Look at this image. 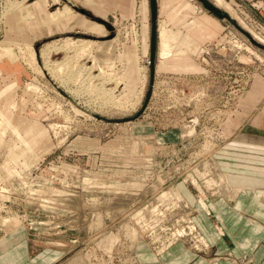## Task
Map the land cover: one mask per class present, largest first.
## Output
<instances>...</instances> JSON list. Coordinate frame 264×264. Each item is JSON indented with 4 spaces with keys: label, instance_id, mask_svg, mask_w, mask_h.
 Here are the masks:
<instances>
[{
    "label": "rangeland",
    "instance_id": "1",
    "mask_svg": "<svg viewBox=\"0 0 264 264\" xmlns=\"http://www.w3.org/2000/svg\"><path fill=\"white\" fill-rule=\"evenodd\" d=\"M211 1L264 45V0H226L235 12ZM157 3L154 85L138 114L150 80L149 0H0V50L13 51L0 62V112L30 146L9 127L0 139V259L231 256L202 220H216L215 199L236 195L226 190L236 164L264 159V49L198 0ZM58 10L67 12L50 17ZM161 22L189 32L196 48L182 36L164 59Z\"/></svg>",
    "mask_w": 264,
    "mask_h": 264
},
{
    "label": "crops",
    "instance_id": "2",
    "mask_svg": "<svg viewBox=\"0 0 264 264\" xmlns=\"http://www.w3.org/2000/svg\"><path fill=\"white\" fill-rule=\"evenodd\" d=\"M187 34L193 37L189 32ZM5 89L0 91L1 96ZM259 142L264 144V141ZM248 166L253 182L250 186L257 188L242 189L232 200L215 199L211 204L216 220L207 217L202 220V228H209L208 236L217 244L218 252L231 253L230 257H222L216 264H264V159L250 157L241 160L233 172L236 175L228 176L234 178L232 183L242 185L245 182L242 177L248 175L241 171ZM0 260V264H10Z\"/></svg>",
    "mask_w": 264,
    "mask_h": 264
},
{
    "label": "bare ground",
    "instance_id": "3",
    "mask_svg": "<svg viewBox=\"0 0 264 264\" xmlns=\"http://www.w3.org/2000/svg\"><path fill=\"white\" fill-rule=\"evenodd\" d=\"M215 2L217 3V4H219V5H221V6H225V7H227L229 10H231L232 12H235L234 10H233V8L231 7V4H229L226 0H215ZM68 8H65V10H67ZM65 10H58L57 11V13L56 12H53V13H51V16L50 17H55V16H59V15H62L63 13H64V11ZM65 12H67V11H65ZM160 30H161V34H160V39H161V41H160V54H161V56L165 59V58H168V57H170V56H172L173 54H176L177 52H179L178 50H176L175 52H173L174 51V47H175V42L177 41V40H179V39H181V37L182 36H184V38L185 39H189L188 41H190V38L188 37V36H190V35H188V34H183L182 33V30L181 29H173V28H169L167 25H165V23L164 22H161V28H160ZM191 37V36H190ZM77 39V38H76ZM191 39L193 40L192 41V46H191V48L193 47V48H196V46L194 45L195 43H196V41H195V39L193 38V37H191ZM81 40V39H80ZM54 41V40H53ZM66 41V43L68 44V43H70V45H71V39L70 40H65ZM64 41V42H65ZM73 41V40H72ZM76 41V40H75ZM82 41V44L81 45H83V44H92L93 43V41L92 40H81ZM195 41V42H194ZM57 42H58V40H57ZM63 42V43H64ZM78 42V41H77ZM65 43V44H66ZM72 43H75V42H72ZM62 44V43H61ZM60 44V45H61ZM67 44H66V46H67ZM76 44V43H75ZM87 44V45H88ZM63 45V44H62ZM61 45V46H62ZM86 45V46H87ZM52 46H54V45H52ZM84 46V45H83ZM1 47V46H0ZM28 47V46H27ZM90 47V46H89ZM4 48V47H3ZM2 48V49H3ZM11 48V47H10ZM10 48H4L3 50H0L1 52H0V62L2 61V59L4 58V57H7V58H12V50L10 49ZM31 48V47H30ZM82 48V47H81ZM88 48V47H87ZM1 49V48H0ZM28 49H29V47H28ZM83 49H85V48H83ZM82 50V49H81ZM180 51H184V49L182 48V49H180ZM23 52V51H22ZM43 53H45V48L43 49V51H42ZM17 53V52H16ZM47 53V52H46ZM46 57V56H45ZM98 58V57H97ZM36 59V58H35ZM31 61H32V58H31ZM54 69H55V67H53ZM79 69V68H78ZM56 70V69H55ZM58 71H59V69H58ZM106 71V70H105ZM52 72V71H51ZM57 72V71H56ZM73 72H75V71H73ZM77 73V72H76ZM68 74V73H67ZM0 75H1V69H0ZM77 75V74H76ZM75 79V78H74ZM78 80V79H77ZM78 82V81H77ZM80 83V82H79ZM82 84V83H81ZM79 85V84H78ZM80 86V85H79ZM78 87V86H77ZM102 88V87H101ZM100 92H101V90H100ZM92 93V92H91ZM113 96V95H112ZM95 97V96H94ZM103 100V99H102ZM107 100V99H106ZM0 124H1V129H2V132L0 133V139H2V137H3V134L5 133V130L9 127V128H11L12 129V131L15 133H17L18 134V136H19V139H20V141H22L23 143H24V145L23 146H25V148H27V149H29L30 148V146H29V144H28V142L27 141H25L24 140V138L21 136V134L18 132L19 130L17 129V128H15L14 126H12L11 125V122H10V120L7 118V116L5 115V114H2L1 112H0ZM21 143V142H20ZM22 143V144H23ZM18 146V145H17ZM22 151H23V149H21ZM25 151H28V150H25ZM25 151H23V153L25 152ZM13 152V151H12ZM15 152V151H14ZM17 154V153H16ZM15 155V153H13V155L11 156V158L13 157ZM10 158V159H11ZM15 158H16V156H15ZM8 159V158H7ZM12 159H14V157L12 158ZM15 161V160H14ZM6 162V161H5ZM9 163H11V162H9ZM5 165H6V163H5ZM200 167H202V164L198 167V168H200ZM248 169V168H247ZM221 177V176H220ZM225 177H226V174H225ZM251 177H249V175L248 176H244V177H242V179H243V181H245V182H243V184H242V186L241 185H236L235 187H237L238 188V190L237 189H235V187H233V183L232 182H230L229 184L231 185H229V184H226V186H227V188H226V190L227 189H229V190H231L232 191V193L234 194H236L237 195V193L239 192V190H241V189H243V187H245V186H247V187H251L250 185H252L253 184V182L251 181V179H250ZM215 182H218L219 181V178L217 177V178H215V180H214ZM221 187V186H220ZM183 188V187H182ZM222 188V187H221ZM257 187H254V188H252V189H256ZM246 189H249V188H246ZM222 190H225V188H223ZM4 191V190H3ZM221 191V190H220ZM167 194H169V193H167ZM163 196V195H162ZM164 197V196H163ZM16 218V217H15ZM8 219V218H7ZM18 219V218H17ZM10 220V219H9ZM5 221V220H4ZM8 221V220H7ZM9 250V249H8Z\"/></svg>",
    "mask_w": 264,
    "mask_h": 264
},
{
    "label": "water",
    "instance_id": "4",
    "mask_svg": "<svg viewBox=\"0 0 264 264\" xmlns=\"http://www.w3.org/2000/svg\"><path fill=\"white\" fill-rule=\"evenodd\" d=\"M202 3V5L215 17L219 19L226 18L228 19L231 23L236 25V27L243 32L252 43L255 45L261 47L264 49V45L257 40H255L252 35L244 30L238 23L237 21L231 17L224 9L216 6L211 0H198ZM149 7H150V23H151V28H150V80H149V88L148 91L146 92V97L145 101L143 103V106L141 110L138 112V114L141 113V111L144 109L146 106L148 99L150 97V94L152 92V88L154 85V77H155V61H156V54H157V47H158V22H157V12H158V3L157 0H149Z\"/></svg>",
    "mask_w": 264,
    "mask_h": 264
}]
</instances>
